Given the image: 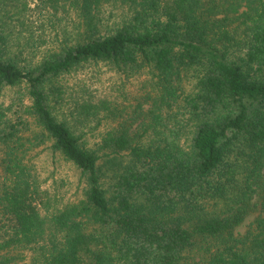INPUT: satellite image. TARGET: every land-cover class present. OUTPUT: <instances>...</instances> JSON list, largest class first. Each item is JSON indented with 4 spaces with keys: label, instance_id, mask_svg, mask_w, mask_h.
<instances>
[{
    "label": "trees",
    "instance_id": "16d2710c",
    "mask_svg": "<svg viewBox=\"0 0 264 264\" xmlns=\"http://www.w3.org/2000/svg\"><path fill=\"white\" fill-rule=\"evenodd\" d=\"M89 64L141 94L66 115L63 80ZM39 146L72 164L75 199L42 187ZM192 252L264 264V0H0V264Z\"/></svg>",
    "mask_w": 264,
    "mask_h": 264
},
{
    "label": "rangeland",
    "instance_id": "374dc122",
    "mask_svg": "<svg viewBox=\"0 0 264 264\" xmlns=\"http://www.w3.org/2000/svg\"><path fill=\"white\" fill-rule=\"evenodd\" d=\"M121 10L118 7L107 5L100 13L103 21L112 25L119 19ZM65 100L62 104V111L69 114L71 97H84L108 99L114 106L128 105L135 102L136 97L142 92L140 78H126L123 75L108 69L102 64H89L83 69L68 74L64 78ZM105 126L102 124L97 128L86 131L85 137L88 143L98 139V133ZM35 171L41 180L42 187L56 190L63 196V199H75L78 196V179L72 164L61 157L52 156L43 146L35 147L30 152ZM203 255L199 252H192L187 256L186 264H201Z\"/></svg>",
    "mask_w": 264,
    "mask_h": 264
}]
</instances>
